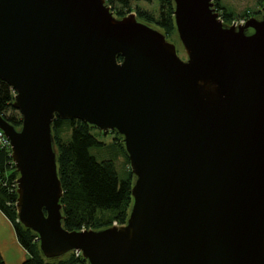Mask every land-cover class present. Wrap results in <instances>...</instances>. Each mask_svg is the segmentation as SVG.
<instances>
[{
	"label": "water",
	"instance_id": "1",
	"mask_svg": "<svg viewBox=\"0 0 264 264\" xmlns=\"http://www.w3.org/2000/svg\"><path fill=\"white\" fill-rule=\"evenodd\" d=\"M173 2L186 59L106 0H0V80L22 117L17 128L0 115V130L18 222L48 261L264 264V0L240 25L213 0ZM56 118L122 139L134 176L126 224L64 228Z\"/></svg>",
	"mask_w": 264,
	"mask_h": 264
},
{
	"label": "trees",
	"instance_id": "2",
	"mask_svg": "<svg viewBox=\"0 0 264 264\" xmlns=\"http://www.w3.org/2000/svg\"><path fill=\"white\" fill-rule=\"evenodd\" d=\"M137 2L158 3L156 14L139 9L137 19L154 25L169 39L176 31L173 0H135ZM218 13L223 10L221 0H213ZM263 2V0H262ZM106 3L116 17H124L131 12L127 0H106ZM119 4L116 9L115 5ZM128 8V9H127ZM127 9V10H126ZM224 23H229L227 14L220 15ZM250 18V17H249ZM123 58L119 57V61ZM15 93L11 87L0 80V115L17 128L21 127L22 117L17 118L9 113L16 112L13 108ZM68 127L71 140L66 142L59 135V129ZM93 130H98L80 120H54L53 132L58 151L59 177L62 183L64 196L62 198V211L65 217L64 228L68 231L100 230L127 222L132 208V187L134 176L129 170L124 180H121L112 160L99 161L91 155L92 148L102 147ZM100 131V130H99ZM113 145L117 146L126 159L127 167L130 161L125 153L122 139L115 133ZM19 175L12 161L10 147L0 149V210L13 224L17 239L26 250L29 257L24 264H87L82 256L76 257L74 253L56 260H46L39 251L38 236L24 228L18 222L17 215V186ZM0 264H6L0 252Z\"/></svg>",
	"mask_w": 264,
	"mask_h": 264
},
{
	"label": "rangeland",
	"instance_id": "3",
	"mask_svg": "<svg viewBox=\"0 0 264 264\" xmlns=\"http://www.w3.org/2000/svg\"><path fill=\"white\" fill-rule=\"evenodd\" d=\"M127 2L130 5L129 9L131 10V12L125 16L134 14L137 17V12L139 9L146 10L148 12H154L156 14V9L158 8V3L156 1L153 4H149L146 2H137L135 0H127ZM221 5L223 10H221L219 14L220 15L227 14V16H229L230 21L229 23H227L228 25H234L236 23L240 24L241 22L247 21L250 18H253L254 16L259 17L263 14L262 0H221ZM119 7L120 6L117 3L115 5V8L118 9ZM117 18H123V17H117ZM143 23L148 24L146 22ZM148 25L154 26L152 24H148ZM168 40L177 46L179 55L183 59H186V54L184 53V49L177 32H175ZM9 114L17 118H21V115L18 111L14 113L10 112ZM93 134L96 135V137L100 142L104 143V146L92 148L90 150L91 155L95 156L99 161L102 160L114 161L120 179L124 180L128 175V171L129 170L131 171V168L130 166L127 167L126 159L123 156L120 149L117 146L113 145L112 142L115 136L113 134L103 135L100 133L99 130H93ZM59 135L64 141L68 142L71 140L72 132L68 127H63L59 129ZM115 224L117 225L116 222L114 223V225ZM74 255L77 257L75 253Z\"/></svg>",
	"mask_w": 264,
	"mask_h": 264
},
{
	"label": "crops",
	"instance_id": "4",
	"mask_svg": "<svg viewBox=\"0 0 264 264\" xmlns=\"http://www.w3.org/2000/svg\"><path fill=\"white\" fill-rule=\"evenodd\" d=\"M0 252L6 264H24L29 257L21 246L13 224L0 210Z\"/></svg>",
	"mask_w": 264,
	"mask_h": 264
},
{
	"label": "built area",
	"instance_id": "5",
	"mask_svg": "<svg viewBox=\"0 0 264 264\" xmlns=\"http://www.w3.org/2000/svg\"><path fill=\"white\" fill-rule=\"evenodd\" d=\"M246 23V21H243V22H241L240 24H245ZM240 24H238V23H236L235 25H240ZM4 147H10V143H9V141L7 140V138H6V136H5V134L0 130V149L1 148H4ZM11 148V147H10ZM16 186H17V188H18V184L16 183ZM116 225V224H115ZM73 253H75L76 255H77V257H80V256H82L81 255V253H77V252H73Z\"/></svg>",
	"mask_w": 264,
	"mask_h": 264
},
{
	"label": "flooded vegetation",
	"instance_id": "6",
	"mask_svg": "<svg viewBox=\"0 0 264 264\" xmlns=\"http://www.w3.org/2000/svg\"><path fill=\"white\" fill-rule=\"evenodd\" d=\"M254 17H258V16H254Z\"/></svg>",
	"mask_w": 264,
	"mask_h": 264
}]
</instances>
